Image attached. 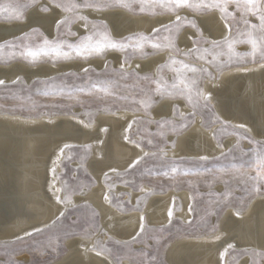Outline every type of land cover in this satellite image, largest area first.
I'll return each mask as SVG.
<instances>
[{
	"label": "rangeland",
	"instance_id": "obj_1",
	"mask_svg": "<svg viewBox=\"0 0 264 264\" xmlns=\"http://www.w3.org/2000/svg\"><path fill=\"white\" fill-rule=\"evenodd\" d=\"M0 2L7 3L8 0ZM13 2L21 5L25 19L30 11L35 9L34 7H24L31 5V0H13ZM61 2L81 6L75 12L64 11L60 8L67 13L66 18L69 23L62 25L53 39L59 38L75 42L80 37L90 34V30H86L85 33L79 35L77 27L80 22L84 21L75 17L85 16L83 13L92 8L83 7V0H61ZM124 2L129 3L131 7L118 6L105 9H123L133 14L157 17L169 15L173 18V21L160 28L159 32L149 36L152 42L161 45L160 48H153L151 43H146L142 51L139 49H128L125 52L110 50L103 56L94 55L87 58L74 56L71 59L41 56L35 61L22 56L19 48L0 49L1 66H10L8 63L14 62H24L29 65L41 62L47 64H60L68 61L85 62L91 59H103L111 53L121 54L123 59L128 58L127 63L123 61L120 66H114L109 61L108 66L102 70L89 68L80 73L71 69L46 79H39L31 84L25 80L15 84L2 85L0 86V114L19 115L27 118H38L45 115H75L84 118L88 123L94 122L101 113L130 111L141 114V117L135 121L136 128L133 131L132 139L135 144L147 150L148 155L144 156L130 172L105 179L111 190V203L124 213L133 210L144 211L148 204L150 194L143 195L137 204L133 205L126 193H116L119 186L135 191L150 187L154 194L168 191L188 192L192 197L193 204L191 222L185 223L181 219H175L172 225L167 227L147 226L137 241L122 244L108 234L102 224L99 212L92 205L78 204L75 207H69L63 217L47 230L16 242L0 243V264H51L57 262L66 255L67 242L75 237L94 238V248L106 254L114 264H124L126 261L131 264H168L166 256L172 243L187 236H207L216 233L221 218L228 210L245 211L253 200L261 197L249 198L248 193L244 190L249 177L256 175L255 168H249L246 161L255 158L256 152L261 150V144L251 143L250 141L254 137L243 130L226 123H219V120L215 119L216 115L211 104L205 107V102L196 95L197 90H203L205 80L212 78L214 73L220 74L230 68L264 61L259 51L255 57L250 54L252 47L247 42L249 31L253 32V36L258 42L260 40L259 29L253 31L250 28V25H259L258 17L251 14L245 15L242 9L237 8L235 2H230L227 5L228 12L232 13L227 17L219 8L198 10L184 7L169 10L165 7L164 0H124ZM191 2L195 4L200 0H191ZM185 11L200 14L215 11L224 17L231 26V35L227 40L237 41L233 46L234 54L231 59L224 41H220L222 42L220 47L212 48L211 43L202 36L195 40L196 45L193 49L188 52L181 50L179 38L183 31L201 32L197 22L195 28L188 23L194 19L182 15ZM177 17L181 19L177 20ZM87 18L90 21L101 23L100 20ZM245 20H247V24H245ZM1 21H8V19L0 18ZM108 31L110 33L109 28ZM16 41L19 43V38ZM40 42L39 36H33L26 43L38 45ZM170 42L172 46H169ZM204 49L209 51L205 53ZM164 53L169 54V58L159 67L155 76L144 75L127 67L131 61L143 60ZM172 59L201 71L197 73L187 71L181 63L171 64ZM122 71L124 75H121ZM192 80H196L197 83L193 86L192 101L189 102L187 95L182 94L181 90H186V85L191 86ZM97 81H109L111 84L107 91H99L98 88L103 87V84L92 88V85ZM81 88L85 90L80 91ZM158 88H162L163 91H157ZM165 99L185 102L194 113L202 118L204 127L215 128L216 140L219 143L234 138L237 140V144L225 154L211 161L170 157L167 154L168 149L175 146L178 136L189 130L194 114L181 118L177 108L176 115L179 118L158 121L151 119L153 109ZM145 103L149 106L145 107ZM171 137L173 139L169 140ZM259 142L264 144L262 141ZM91 158V147L71 146V148L65 149L63 160L58 169V179L64 195L63 203L69 205L74 197L88 193L96 186L97 182L89 171ZM241 163L245 165L243 168H232L233 164ZM173 166L179 169L175 173L171 172ZM187 169H191V171H184ZM165 173L168 174L165 175ZM232 255L233 258L229 264H237L239 259H243L242 257H249L250 264H264V253L262 252L232 250Z\"/></svg>",
	"mask_w": 264,
	"mask_h": 264
},
{
	"label": "bare ground",
	"instance_id": "obj_2",
	"mask_svg": "<svg viewBox=\"0 0 264 264\" xmlns=\"http://www.w3.org/2000/svg\"><path fill=\"white\" fill-rule=\"evenodd\" d=\"M41 3L49 2L41 0ZM49 7L51 11L48 14L32 9L23 22L1 21L0 41L16 40L33 27H40L44 34L53 39L57 32L56 22L65 19L67 13L54 4H49ZM83 14L104 22L115 39L136 34L151 36L155 34V29L173 21L169 15L133 14L123 9H88ZM182 15L192 17L201 30L200 33L183 31L179 45L184 52L193 49L195 40L200 36L211 42L225 41L231 35L230 24L218 12L200 14L185 11ZM83 25L84 22H80L77 27L79 35L86 31ZM168 58L169 54L164 53L125 65L141 74L155 76ZM109 61L114 66H120L125 60L121 54L111 53L103 59L85 62H41L35 65L14 62L8 63L10 66L0 65V79L5 81L4 85L25 80L31 84L71 69L80 73L89 68L102 70ZM202 91L211 94L210 104L219 123L229 124L264 142V61L214 73L212 78L205 80ZM177 108L181 118L194 114V119L189 130L178 136L175 146L168 149L170 157L211 161L237 144L234 138L219 143L215 128L204 127L202 118L182 100L160 101L153 109L151 119L179 118ZM138 117L141 114L130 111L101 113L94 122L88 123L75 115L27 118L0 114V243L16 242L43 232L63 217L69 207L78 204L92 205L99 212L108 234L122 244L137 241L147 226L167 227L175 219L190 223L193 204L188 192L154 194L150 187L135 191L119 186L116 193H126L133 205L143 195L150 194L148 204L144 211L124 213L111 203V190L105 179L130 172L134 169L130 165L135 160L141 162L148 153L132 139ZM241 125L244 127L241 128ZM65 144L92 148L89 171L97 182L91 191L74 197L69 205L63 203L64 195L58 179V169L67 149L64 148ZM205 156L208 159L202 160L201 157ZM170 208L173 212L171 220L168 216ZM237 212L228 210L214 234L187 236L172 243L167 252V263L229 264L233 258L232 250L264 253V197L253 200L245 211H239V215ZM141 225L143 232L140 231ZM94 242V238L70 239L66 244V255L51 264H114L106 254L94 248ZM229 245L234 247L230 248ZM242 258L237 264H250L249 257ZM124 264L131 263L126 261Z\"/></svg>",
	"mask_w": 264,
	"mask_h": 264
},
{
	"label": "snow or ice",
	"instance_id": "obj_3",
	"mask_svg": "<svg viewBox=\"0 0 264 264\" xmlns=\"http://www.w3.org/2000/svg\"><path fill=\"white\" fill-rule=\"evenodd\" d=\"M230 2H235L238 9H242L245 15L251 14L257 16L260 23L259 25H250V28L255 31L257 28L259 29L261 36L260 40H258L253 36V32H248V43L251 44L252 52L250 53L253 57L256 56L257 51L260 52L261 58L264 59V0H200L199 3H192L191 0H164L165 7L169 8V10H175L178 8H195V9H204V8H219L220 11L227 17L231 16L232 13L228 12L227 5ZM49 4H54L56 8H62L64 11H72L75 12L78 7L81 5L78 4H64L61 0H49V3L43 4L41 0H31V5H25L24 7H34L38 9L43 14H48L51 9ZM131 7L129 3H125L124 0H83V7L92 8L94 10L101 11L105 8L109 7ZM0 18H5L8 20H14L17 22H22L25 19L24 13L21 11V5L13 2V0H8L7 3L0 2ZM76 19L84 21V28L86 30H90V34L84 35L80 37L75 42H69L63 39H49L40 27H33L28 32H25L20 38L19 43L16 40H4L0 41V49L4 48H19L21 50L20 54L25 58H30L32 61L37 60L41 56H50L54 59H71L72 57H91V56H103L110 50L125 52L128 49H139L143 50L146 43H151L153 48H160L161 45L159 43L152 42L149 36H145L142 34L129 35L125 36L121 39L113 38L107 28L105 23H97L95 21L88 20L85 16L75 17ZM180 17H177V20H180ZM69 23L68 18L58 20L56 22V28L59 31L62 25H67ZM192 27H197L196 21L191 20L188 21ZM247 20H245V24H247ZM156 32H159L160 29H155ZM171 31V29H168ZM33 36H39L41 38V42L38 45H32L26 43L30 41ZM207 42V41H205ZM199 43V41H197ZM212 48H218L221 46L220 41H211ZM223 43L227 44L229 58L234 54V44L237 41L233 40H225ZM171 42H170V45ZM199 51V49H197ZM209 50L204 49V52L207 53ZM204 58L203 56L201 57ZM125 63H127V57L124 58ZM177 63H181L182 67L190 72L197 73L201 71L195 67H191L187 64H183V62L176 61L174 59L171 60V64L175 65ZM211 63V62H210ZM87 71V69H85ZM206 71V70H204ZM121 75H124L123 71ZM211 75V73H209ZM147 79V77H145ZM183 83V81H182ZM196 80H192L190 82L191 86L186 85V90H181L182 94H186L189 102L192 101V91L193 86L196 85ZM5 81L0 79V85H4ZM103 84V87H99V91H107L110 87L111 82L109 81H97L96 84L92 85V88H97V85ZM80 91L85 89L81 88ZM157 91H163L162 88H158ZM196 95L205 102L204 106L207 107L211 103L212 96L210 93L205 94L203 91L197 90ZM149 105L145 103V107ZM131 127V125H129ZM241 128L244 126L241 125ZM107 129H104L106 131ZM253 144H261V150L256 152L254 159H249L246 161L247 166L249 168H255L256 175L250 176L249 180L246 181L247 186L245 187V191L248 193V197L252 198L255 196L264 197V144L259 141H256L254 138L250 141ZM139 146V145H137ZM64 148H71V145L65 144ZM256 151L255 149L253 150ZM63 152V149L61 150ZM148 155V153H145ZM202 160H207L208 157H201ZM140 163V160H135L130 167L135 168ZM244 163L241 164H233L232 168L239 169L243 168ZM179 169L178 167L173 166L171 168V172L175 173ZM115 171V170H113ZM186 172L191 171V169L184 170ZM53 172H55V168H53ZM168 173H165L167 175ZM58 191V190H57ZM57 201L60 202V197H56ZM243 203V202H242ZM191 211V209H189ZM173 215L172 209L170 208L168 211L169 219ZM239 215V211L237 212ZM140 231H144L143 225H141ZM218 238V237H217ZM229 247H234L233 245H229Z\"/></svg>",
	"mask_w": 264,
	"mask_h": 264
},
{
	"label": "water",
	"instance_id": "obj_4",
	"mask_svg": "<svg viewBox=\"0 0 264 264\" xmlns=\"http://www.w3.org/2000/svg\"><path fill=\"white\" fill-rule=\"evenodd\" d=\"M105 68V67H104Z\"/></svg>",
	"mask_w": 264,
	"mask_h": 264
}]
</instances>
